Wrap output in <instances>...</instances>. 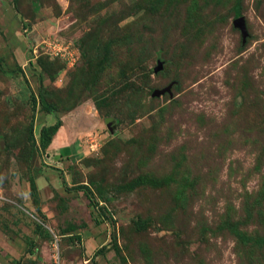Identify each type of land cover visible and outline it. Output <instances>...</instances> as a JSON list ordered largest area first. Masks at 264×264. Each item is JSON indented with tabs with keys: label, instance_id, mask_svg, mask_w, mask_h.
Wrapping results in <instances>:
<instances>
[{
	"label": "rangeland",
	"instance_id": "obj_1",
	"mask_svg": "<svg viewBox=\"0 0 264 264\" xmlns=\"http://www.w3.org/2000/svg\"><path fill=\"white\" fill-rule=\"evenodd\" d=\"M235 232L264 241V0H0V264H264Z\"/></svg>",
	"mask_w": 264,
	"mask_h": 264
},
{
	"label": "trees",
	"instance_id": "obj_2",
	"mask_svg": "<svg viewBox=\"0 0 264 264\" xmlns=\"http://www.w3.org/2000/svg\"><path fill=\"white\" fill-rule=\"evenodd\" d=\"M234 11H235V15H238V11L237 10H234ZM39 98H40V102L42 104L41 109L44 112L48 113L50 111V108L48 106H46L45 102L43 101V99L41 97H39ZM32 102H33L32 110H34L35 107H34V99L33 98H32ZM60 126H61L60 120H57L54 124L40 129L38 146L41 149H45L50 144L51 138H53L61 130L62 127L60 128ZM54 142H55V137H54ZM59 152H60V154L68 155V153L71 152V147L70 146L61 147L59 149ZM30 189L33 190V185L31 183H30ZM234 234L239 236V240L242 241L243 243L251 242L252 244L255 245L256 241H258V243L261 244V242H262L264 244L263 240H260V241L259 240H252L251 241V239L244 237L242 235L240 237L239 233H237V232H235Z\"/></svg>",
	"mask_w": 264,
	"mask_h": 264
},
{
	"label": "water",
	"instance_id": "obj_3",
	"mask_svg": "<svg viewBox=\"0 0 264 264\" xmlns=\"http://www.w3.org/2000/svg\"><path fill=\"white\" fill-rule=\"evenodd\" d=\"M235 25H238V27L240 28V30L242 31V25H241V21L240 19H237L235 21ZM158 69H160V65L158 66ZM168 91L167 89H162V90H159V91H153L152 95H158V94H162L163 92H166ZM109 123V121H107V124Z\"/></svg>",
	"mask_w": 264,
	"mask_h": 264
},
{
	"label": "crops",
	"instance_id": "obj_4",
	"mask_svg": "<svg viewBox=\"0 0 264 264\" xmlns=\"http://www.w3.org/2000/svg\"><path fill=\"white\" fill-rule=\"evenodd\" d=\"M59 141H61V140H59ZM63 142V141H62ZM62 142H61V144H62ZM64 142H65V139H64ZM60 145V144H59ZM59 145H57V146H59Z\"/></svg>",
	"mask_w": 264,
	"mask_h": 264
},
{
	"label": "built area",
	"instance_id": "obj_5",
	"mask_svg": "<svg viewBox=\"0 0 264 264\" xmlns=\"http://www.w3.org/2000/svg\"><path fill=\"white\" fill-rule=\"evenodd\" d=\"M53 258L55 259V258H56V255H55V256H53Z\"/></svg>",
	"mask_w": 264,
	"mask_h": 264
}]
</instances>
